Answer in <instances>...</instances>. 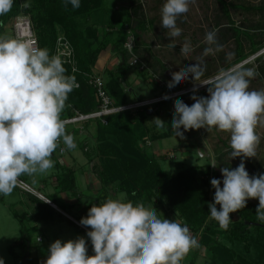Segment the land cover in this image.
Masks as SVG:
<instances>
[{
    "label": "clouds",
    "instance_id": "obj_1",
    "mask_svg": "<svg viewBox=\"0 0 264 264\" xmlns=\"http://www.w3.org/2000/svg\"><path fill=\"white\" fill-rule=\"evenodd\" d=\"M13 3L14 0H0V16L10 11ZM63 3L74 9L80 7V0ZM195 3L196 0H164L160 26L170 38L169 47L175 48L176 38L182 35L178 19L185 17ZM217 31H206L207 46L202 55L195 64L173 73L167 87L178 88L191 74V99L195 102L191 106L183 100L175 103L170 124L176 137L183 138L186 131L201 128L226 132L230 159L240 158L237 167L220 168L222 187L220 179L210 180L215 192L213 202L208 204V218L226 231L232 221L229 214L244 208L249 198L258 199L256 221L264 223V173L250 176L244 162L257 157L261 141L257 128L264 127V89L250 90L251 79L258 75L252 69L236 68L205 77L204 57L224 48L218 42ZM193 50L185 41L180 54L190 59ZM65 72L62 59L50 55L48 49L0 35V195L8 196L20 186L21 176L46 174L52 169V155L61 141L68 149L76 147L61 113L69 93L78 84L74 76ZM198 85H208L209 95L197 96ZM163 99L167 101L169 97ZM150 122L158 130H166L161 118L154 117ZM209 164L218 166L215 158ZM32 194L50 202L36 192ZM80 224L89 229L86 235L93 254H88L84 237L56 239L49 245L43 264H180L190 249L198 246L186 224L161 217L142 202L124 196L93 203ZM0 264H5L3 258Z\"/></svg>",
    "mask_w": 264,
    "mask_h": 264
},
{
    "label": "rangeland",
    "instance_id": "obj_2",
    "mask_svg": "<svg viewBox=\"0 0 264 264\" xmlns=\"http://www.w3.org/2000/svg\"><path fill=\"white\" fill-rule=\"evenodd\" d=\"M33 1L20 0V3L21 6H25V3H28L30 5L28 7H31ZM225 1L228 4L235 5L230 6L231 19L225 16L223 7L218 0H196L195 5L190 6L189 13L185 17L178 19L177 25L182 29V35L175 40L177 46L171 48L168 46L170 38L164 34L165 30L160 26V10L164 0H106L107 7L115 8L118 5L121 8V14L125 11L122 17L113 19L111 26L113 25L115 27L116 23H124L127 20L126 15H131L130 27L125 28V31L128 33L126 42L131 41V38H133L136 47L134 49L135 57L128 52L127 76L124 80L126 86H131L134 90L130 94L129 101L136 102L135 96L139 97V99L150 100L154 97H164L176 92L182 94L185 90L192 89L194 85L191 80V74H189V79L184 81L178 88L169 90L167 85L171 82L173 73H179L187 66L196 63L195 59L202 55L204 47L207 46L204 43L205 33L213 28L218 29L217 39L224 48L215 55L204 57V64L206 66L205 73L209 72L210 76H213L220 71H228L236 68L246 69L244 65L250 66L249 69L258 73L250 81V90L264 89V75L261 77L259 73L260 68H256L259 65L256 64V59L261 56L264 57V0ZM232 27H239L247 31L253 37L254 41L258 43L257 47L259 50L254 53L250 38L245 35L241 36L244 54L247 56V59L241 62L237 61V41L232 35ZM98 29V37H101L104 30L100 29V27ZM0 35L13 37V27L11 30L0 33ZM59 36L65 37L62 33L58 34L53 54H55L58 47ZM185 41L190 42L194 48L190 59L184 58L180 54L182 44ZM229 53L231 54L230 57L227 56ZM73 58L75 60L74 56ZM137 58L138 61H142L143 65H145L143 68H141L142 63L136 64L133 62ZM133 81L136 82L134 85H131ZM152 87L160 88V91L155 92L151 89ZM197 87L198 91L195 93L197 96L209 95L207 92L208 85H198ZM180 94L162 103L148 106L149 117H152V119L159 117L165 121L166 130H158L153 123L156 130L154 134L157 137L159 136L158 138L161 135L162 137L165 136V138L166 136L175 135L170 122L173 119L175 111L174 105L177 101L183 100L189 106L195 102L190 101L191 97L186 98L189 94H193V92L188 93V95ZM144 124L145 127L150 128L146 121ZM181 130L183 131V128ZM257 132L261 136V141L257 146V157L247 158L244 161L246 170L250 176L264 173V127H258ZM163 142L165 143V148H167L164 154H167L168 157L167 160H162L161 162V166L165 171L173 172L178 167L199 166L203 172L209 166V170H212L210 173L213 172L212 174L215 178L221 180V187L223 185L220 168H235L241 162L239 157L230 159L229 134L216 131L215 129L211 132H207L204 128L188 130L184 133L183 138L171 137L165 139ZM184 143L188 144V148L191 150L189 157H186L188 154L184 155L186 154ZM150 146L151 144H146L147 149ZM201 153H204L203 157H201ZM213 158L218 163L217 167H212L209 164ZM58 159L59 157L56 155V161ZM27 181L30 183L32 189L46 196L48 195L47 191L40 189L37 182ZM18 189L16 187L8 196L0 195V258H3L5 264H18L23 247L29 248L33 253L35 252L43 257L47 256L49 245L56 239L66 241L84 237L86 243H89L91 246L90 239L86 235L87 231L61 216H57L55 223H41L43 224L41 226L43 228L42 232L38 228L33 227L34 220H39V217L37 216L36 218L33 212L31 199L27 194H22ZM258 203V199L249 198L246 206L240 210L247 208L254 211L252 209L257 207ZM151 209L156 210L159 216H164L168 219L167 209H157L156 207H151ZM240 210L229 214L232 220L229 224L231 228L241 223L242 216ZM16 213H27L26 217L28 220L22 224L20 218L16 216ZM169 218L172 220V218L175 219V216L173 215V217L171 216ZM29 221L31 222L29 223ZM210 221L207 218L201 224V212L200 206H198L194 216L195 224L197 226H205ZM249 224L251 223L249 222ZM247 230L248 233L246 234L245 241L236 239L233 233L216 237L233 251L237 260L242 264H264V245L258 243V232L253 226H250ZM39 236L42 237L41 242L38 241ZM200 238L199 235L196 239L198 244ZM196 247L191 248L185 255L184 262L188 264H209V260L205 256L208 257L210 252L203 249L200 251L201 254L197 255V258ZM193 258L197 259L193 260ZM33 260L36 261V256H34ZM192 260L194 261L193 263Z\"/></svg>",
    "mask_w": 264,
    "mask_h": 264
},
{
    "label": "trees",
    "instance_id": "obj_3",
    "mask_svg": "<svg viewBox=\"0 0 264 264\" xmlns=\"http://www.w3.org/2000/svg\"><path fill=\"white\" fill-rule=\"evenodd\" d=\"M218 2L222 5L225 16L231 19L230 6L235 5L228 4L225 0H218ZM20 14L31 18L40 48L48 49L50 55H54L56 40L60 33L65 35L73 48L75 66L79 72L72 73V67L68 63L63 66L66 70L65 74L69 76L72 73L80 81L81 86L74 88L69 93L65 108L61 113L62 120L74 117L77 111L90 113L98 110L99 101L96 89L90 84L89 76L93 74L100 56L111 48L120 53L123 60L116 71L110 73L111 78L106 82V86L116 105L128 103L127 94L118 82L117 74L126 75L124 68L127 67L129 51L125 47L128 35L125 28L130 27V14L126 15L127 20L124 23L120 22L121 25L116 23V26L113 27L111 22L116 18L115 10L108 9L105 6V0H80V7L76 9L72 8L70 4L65 6L63 0H34L31 7L21 6L20 0H14L11 10L0 16V33L11 30L16 17ZM99 27L104 28L101 37H98ZM231 30L237 41L238 62L247 59L241 40L242 35L250 38L254 53L259 50L258 43L247 31L239 27H232ZM256 64H259L256 68H260L259 73L263 77L264 57L257 58ZM244 66L246 69L250 67ZM209 76V72H206L205 77ZM191 96L192 94H189L186 98ZM190 101L194 102L192 99ZM148 109V107H144L136 112L127 111L111 115L108 117L107 125L103 124L101 120L84 122L83 130L96 124L102 135H117L116 143H107L104 140L106 142L99 146V148L104 146L100 149L103 161L97 170L100 181L103 185L116 184L115 188L125 194L127 200L142 202L146 207L155 206L167 209L166 213L169 217L174 215L175 219L186 224L193 237L197 239L200 235L201 238L196 247L197 258V255L201 254L200 251L205 249L210 252L208 257L205 256L208 258L209 264H242L237 260L233 251L220 242L217 237L233 233L236 239L245 241L248 233L247 228L253 226L258 232V243L264 245V223L256 221L257 207L252 209L254 211L247 208L240 210L241 223L234 228L229 225L226 231L221 229L214 220L205 226H197L194 216L198 206H200L201 224L209 216L208 204L212 202L209 190L211 170H209V166L203 172L199 166H189L179 169L175 174L165 171L160 161L167 160V155H150L146 148L149 129L145 127L144 123L148 118ZM124 116L127 119L125 123L122 122ZM61 143L62 141L59 144ZM82 145L83 150L88 154L90 151L86 144ZM58 185L61 190L75 192L77 189L75 170L65 168L64 172L58 176ZM107 198L109 196L104 192L91 205L103 202ZM33 200L40 203L35 198ZM219 207L217 205L218 210ZM16 216L20 218L22 224L25 223L26 214L16 213ZM23 226L25 227V225ZM197 258H193V260Z\"/></svg>",
    "mask_w": 264,
    "mask_h": 264
},
{
    "label": "crops",
    "instance_id": "obj_4",
    "mask_svg": "<svg viewBox=\"0 0 264 264\" xmlns=\"http://www.w3.org/2000/svg\"><path fill=\"white\" fill-rule=\"evenodd\" d=\"M106 2V0H105ZM123 5V4H122ZM106 6V3H105ZM124 6V5H123ZM107 7V6H106ZM108 9H114L115 10V17H122L121 14V8H119L118 5H116L115 8L107 7ZM119 24V23H118ZM121 25V23L119 24ZM100 29L104 30L103 27H100ZM109 52V53H108ZM123 60V57L120 55V53L114 51L113 48L108 49L105 51L100 58L98 59L93 74L89 76V78L92 75H101L106 82L111 78L110 73L113 71H116L118 68L120 62ZM124 71L126 72L125 76H120V74H117L119 79L118 82L120 83L121 87L125 90L127 94V102L132 103L129 101L130 94L133 92V88L131 86H126L125 78L127 76V70L124 68ZM79 72L78 70L75 72V74ZM69 76H74L72 73ZM76 79V78H75ZM77 84H79V87L81 86L80 81L76 79ZM136 82V81H135ZM131 83V85H134L135 83ZM151 86V85H150ZM76 87V88H79ZM126 87V88H125ZM75 88V89H76ZM153 91L158 92L160 91V88H151ZM159 97V96H158ZM136 101L138 100H148V99H139V97L135 96ZM156 98V97H154ZM152 99V98H151ZM165 105V104H164ZM163 105V106H164ZM152 120V117H149L145 120L146 123L149 124V135L148 140L146 144L150 145V148L147 149L150 155H156V156H163L165 155L164 152L167 150L165 148V143L163 142L165 139L174 138L176 137L174 134L172 136H165L158 138L154 131L155 128L153 126V123L150 122ZM122 122H127L126 117L124 116L122 118ZM152 124V125H151ZM79 130V131H78ZM66 132L68 134H71L74 137V141L76 144V147L74 149H68L66 145L61 144L58 145L56 151L52 155V159L55 161L54 167L50 169L46 174H37L34 176H21L19 179L26 182L29 186L30 183H28L27 180H30V182H37L40 189L47 191L48 195H44L40 193L39 191L35 190L38 194H41L44 198L50 199V202L54 204L55 206H52L49 203H45L43 201L37 202L34 201L33 198L37 199L36 195H33L29 192H24L20 189V192L22 194H27L28 197L31 199L33 203V212L37 218L39 217V220H34L33 227L38 228L41 232L43 231V224L41 223H55V220H57V216L64 217V219H67L71 221L76 226L88 231L89 229L83 225L80 224L81 217H84L88 213V209L90 208L91 203L100 197L102 193H107L109 197L111 198H117L120 196H125V194L119 192L116 188V184H108L103 185V183L100 181L97 170L101 162L103 161V157L100 154L99 146L107 141V143H116L117 135H102L98 131V127L95 124H92L89 126L88 129L83 130L79 126H66ZM106 140V141H104ZM160 140V141H159ZM159 141V142H156ZM86 144V147L88 149V154L85 153L83 150V145ZM64 149V152L61 153V149ZM184 150L186 151L187 155L186 157L190 156L191 150L188 148V144L184 143ZM169 150V149H168ZM152 151V153H150ZM90 153V154H89ZM100 154V155H99ZM56 155H58L59 159L56 161ZM167 155V154H166ZM182 156V153H181ZM162 161H160L161 163ZM65 168H72L75 170V176H76V185L77 189L75 192H71L68 190H61L58 185V176L61 175ZM181 168H177L175 171L170 173H177ZM32 195V196H30ZM55 202V203H54ZM153 206H150V208ZM155 207V206H154ZM157 209H163L162 207H158ZM27 215V213H24ZM33 215V214H32ZM168 219L169 216H168ZM28 220L27 217L25 221ZM31 221H29L30 223ZM30 225V224H29ZM48 225V224H46ZM88 243V254H93L92 248ZM34 256H36V260L43 257L42 255H39L34 252ZM43 258H47V256H44ZM185 256L181 260L180 264H188L184 262ZM184 262V263H183Z\"/></svg>",
    "mask_w": 264,
    "mask_h": 264
},
{
    "label": "built area",
    "instance_id": "obj_5",
    "mask_svg": "<svg viewBox=\"0 0 264 264\" xmlns=\"http://www.w3.org/2000/svg\"><path fill=\"white\" fill-rule=\"evenodd\" d=\"M13 37L22 39L29 43H33L37 47H40L39 40L35 34L31 18L27 15L20 14L16 17L14 21V25H13ZM131 39H129L131 41L126 42L125 47L135 57L134 49H135L136 44L134 42V39L133 38ZM54 55L59 56L62 59L63 64H66V63L70 64L72 67V73L78 70L77 66H75V61L73 59V56H74L73 48L70 42L66 39V37L59 36L58 47ZM133 62L136 64L142 63V61H138V58L135 59ZM143 66L145 65H143L142 63L141 68H143ZM90 84H92L93 87L96 89V94H97V98L99 101L98 110L94 112H90V113H81L77 111L74 117L64 119L66 126H79L80 127V125H82L83 127L84 122L89 121V120H93V121L101 120L103 124L107 125L108 117L111 115H115V114L127 112V111L136 112L137 110L141 108L148 107L150 105L165 101L163 97L159 96L156 98H152L150 100H139V101L132 102V103H126L124 105H116L114 98L108 91V88L106 86V81L101 75H92L90 77ZM78 87H79V84H78ZM191 92H193V88L185 90L182 94H188ZM179 94L180 92L179 93L176 92L172 95H168L167 97H169V99H172L178 96ZM82 127L80 128L82 129ZM63 152H64V149L62 148L61 153ZM212 173H210L209 175L210 180L212 178H215V176ZM20 181H21V185L18 186L17 188H19L20 190L24 192H29V193L36 192L26 182H24L21 179ZM39 195L42 196L41 194ZM210 197H211V201L213 202L214 188L212 186L210 187ZM48 203L51 204L52 206H55L51 202H48ZM38 241L41 242L42 237L39 236Z\"/></svg>",
    "mask_w": 264,
    "mask_h": 264
},
{
    "label": "flooded vegetation",
    "instance_id": "obj_6",
    "mask_svg": "<svg viewBox=\"0 0 264 264\" xmlns=\"http://www.w3.org/2000/svg\"><path fill=\"white\" fill-rule=\"evenodd\" d=\"M21 258H20V261H19V263L18 264H23V260L25 259V258H27L28 259V262L30 263V264H43V261L46 259V258H43V257H41V258H39L38 260H36V261H34L33 260V258H34V253L31 251V249H29V248H22L21 249ZM28 254V255H27Z\"/></svg>",
    "mask_w": 264,
    "mask_h": 264
},
{
    "label": "water",
    "instance_id": "obj_7",
    "mask_svg": "<svg viewBox=\"0 0 264 264\" xmlns=\"http://www.w3.org/2000/svg\"><path fill=\"white\" fill-rule=\"evenodd\" d=\"M28 255V254H27ZM23 264H30L29 262H28V259L27 258H25L24 260H23Z\"/></svg>",
    "mask_w": 264,
    "mask_h": 264
}]
</instances>
